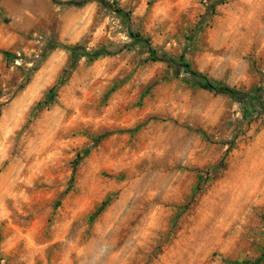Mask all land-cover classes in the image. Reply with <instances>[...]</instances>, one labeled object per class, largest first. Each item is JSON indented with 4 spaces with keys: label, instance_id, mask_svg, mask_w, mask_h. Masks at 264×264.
Listing matches in <instances>:
<instances>
[{
    "label": "rangeland",
    "instance_id": "1",
    "mask_svg": "<svg viewBox=\"0 0 264 264\" xmlns=\"http://www.w3.org/2000/svg\"><path fill=\"white\" fill-rule=\"evenodd\" d=\"M82 1L0 0V264H264V0Z\"/></svg>",
    "mask_w": 264,
    "mask_h": 264
},
{
    "label": "trees",
    "instance_id": "2",
    "mask_svg": "<svg viewBox=\"0 0 264 264\" xmlns=\"http://www.w3.org/2000/svg\"><path fill=\"white\" fill-rule=\"evenodd\" d=\"M52 2L55 3V0H51ZM88 2H98L99 4L101 5H106V1L105 0H84L80 3H77L78 6H82ZM118 13H122L121 10H118L117 11ZM130 36L133 38V39H136V40H139L141 41L145 46L146 48L148 49V52L150 53V57H151V60L152 61H159V62H165V63H173L175 61H173L172 59H170L169 57H158L155 52L150 48V45L148 43L147 40H144L140 37V35L138 34H133V33H129ZM77 47H72V48H69V49H66L70 52V55L72 57L76 56V52H77ZM104 53L103 52H96L95 53V58L97 57H100V56H103ZM181 66L184 68V70L186 71V73L190 74L191 76L197 78L200 80V87L204 90H207V91H210V92H213V93H216V94H224V95H227L228 97H230L231 99L235 100V101H239V102H246V101H257L258 102V99H257V94H258V90L256 91H253V92H249V93H245V92H239V91H235V90H232V89H229L223 85H220V84H216V83H213L211 81H209L206 77H204L203 75L199 74V73H196V72H193L191 71L189 65L187 64H184V63H180ZM259 104V107L261 108L263 114H264V105L262 104V102L258 103Z\"/></svg>",
    "mask_w": 264,
    "mask_h": 264
}]
</instances>
